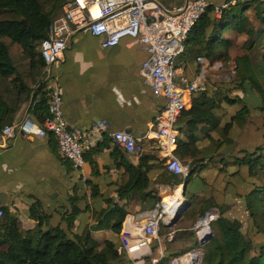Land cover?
<instances>
[{
	"label": "trees",
	"instance_id": "16d2710c",
	"mask_svg": "<svg viewBox=\"0 0 264 264\" xmlns=\"http://www.w3.org/2000/svg\"><path fill=\"white\" fill-rule=\"evenodd\" d=\"M63 3L64 0H0V131L17 120L19 113L36 93H40V98L34 110L44 107L47 113L49 96L45 64L37 47L46 38L47 30L58 11H61ZM225 4L219 19L214 16V5H209L189 32L184 44L185 50L179 57L189 66L196 65L198 74V58H204L210 63H228L233 37L244 38L245 53L235 61V75L238 79L234 83L243 96L231 98L223 88L216 89L218 92L213 97H208L206 91L195 94L192 107L188 110V126L192 132L188 135V148L177 139L175 156L182 161L188 151V160L182 161L189 168L183 190L185 195L187 182L195 171L205 167L206 159L211 165L217 162L224 172L229 166L237 167L235 175L241 174V170L245 171L250 183L249 192L243 197L246 210L257 232L264 235V227L260 225V222H264V146L251 152L239 151L238 155H229L230 159L220 153L224 147L233 143L229 136L233 126L245 127L251 111L264 112V89L261 85L264 79V0H235L233 5L230 0H226ZM255 50L260 54L257 63H253L250 54ZM4 58L12 65L11 69L1 65ZM254 93L257 102L256 98H251ZM253 101L256 103L253 104ZM238 103L242 104L241 107L227 123L223 126L213 123L216 137L210 138L208 145L199 148L194 137L195 126L214 120V105L233 106ZM44 117L41 116L39 122ZM113 153L124 167L116 192L118 199H128L135 194L151 195V192L145 191L150 184L151 171L159 164L155 156L144 154L133 165L124 159V153L118 148ZM90 165L94 172L95 162L91 161ZM161 169L164 168L161 166ZM170 177L176 185H181L173 175ZM73 200V196H70L69 201ZM206 201L207 209L216 208L219 215L210 224L211 236L201 248L204 254L201 264H264V243L255 245L249 235L242 233L239 221L224 217L221 208H217L211 199ZM114 210V215L110 211L108 213L111 215L107 217H115L112 230L118 234L127 213L116 205ZM78 211L74 207L70 214L65 215L66 229L59 224L44 229L43 219L46 216L39 202H35L29 209V219L36 222L32 228H25L17 215L3 209L0 218V264H125L118 241L105 240L101 243L91 237V231L96 227L86 225L79 234L68 233ZM204 212L202 210L201 214ZM94 213L93 219L98 221L99 228L107 211ZM197 247L195 241L184 252Z\"/></svg>",
	"mask_w": 264,
	"mask_h": 264
},
{
	"label": "crops",
	"instance_id": "0c3cea01",
	"mask_svg": "<svg viewBox=\"0 0 264 264\" xmlns=\"http://www.w3.org/2000/svg\"><path fill=\"white\" fill-rule=\"evenodd\" d=\"M187 1L162 0V4L171 8ZM207 1L214 6L226 2ZM234 2L235 0H230L231 5ZM63 4L55 18L62 14ZM101 42V38L93 37L86 31L77 32L68 41L62 57L51 67L52 74L60 83L63 117L68 125L83 132H89L92 125L98 122L104 127L95 138L92 150L84 156L82 168H74L69 162L61 160L51 135L38 138L15 132L14 137L5 139L0 134V208L17 215L25 228H32L36 222L29 219V209L35 202H39L41 211L46 216L43 219V228L46 229L58 224L63 227L66 223L65 215L76 207L79 209L77 216L87 215V221L80 230L76 216L68 233L79 234L86 225L96 227L91 231V237L102 243L109 240L106 237L108 232L101 228L102 224L98 228V221L93 219L94 212L106 210L107 217L111 215L108 212L113 211L114 215L115 205L126 210L127 214L145 210L170 197L178 185L170 177L172 174L165 170L158 153L149 150L146 144L142 153L135 156L122 155L133 165L144 154L151 153L155 156L159 164L151 171L150 184L145 191L151 192V195L135 194L128 199H118L116 192L124 167L121 160L114 156L113 152L117 147L110 134L114 131H128L147 143L146 139L154 129V118L165 102L153 97L150 85L139 74L140 65L147 56L143 46L129 38H123L117 46L111 48H102ZM174 65L177 67L175 72L178 85L185 86L189 81H197L196 65L189 66L182 57H178ZM217 92L215 89H207L206 95L213 97ZM39 98L40 93L32 96L15 122L28 116L40 124L41 116H46L47 113L44 107L34 110ZM184 99L186 108L178 119L176 128L178 140L188 148V135L192 133L188 126V110L192 107V100L188 96ZM213 107L214 120L198 124L194 128L199 148L205 147L210 138L216 137L213 123L223 126L233 115L231 109L227 110L224 104ZM225 151L224 148L220 153ZM184 160H188V151L182 161ZM91 161L95 162L94 172ZM204 164L205 168H211L207 159ZM183 165L188 168V165ZM70 196H73V202L69 201ZM183 196L186 195L183 193ZM180 226L173 231L175 238L169 243L171 249L168 248L170 252L168 251L167 256L178 255L188 250V244L195 243L188 238V221L184 224L182 222ZM113 234L118 241V234Z\"/></svg>",
	"mask_w": 264,
	"mask_h": 264
},
{
	"label": "built area",
	"instance_id": "2783aa9c",
	"mask_svg": "<svg viewBox=\"0 0 264 264\" xmlns=\"http://www.w3.org/2000/svg\"><path fill=\"white\" fill-rule=\"evenodd\" d=\"M210 3L207 0H188L186 3L167 8L162 0H66L62 14L53 19L47 35L39 43L38 51L45 64V82L48 89L47 115L36 123L28 116L19 122L3 127L0 134L5 139L14 137L15 132L26 137L45 138L51 135L61 160L80 169L84 156L88 154L104 129L101 123L93 124L89 132L70 127L63 117V97L58 78L51 67L61 57L70 38L77 32L86 31L101 38L102 48L117 46L123 38H129L143 46L146 58L141 63L139 74L148 82L153 97L163 99L164 105L154 118L149 138H136L128 131H114L110 137L124 154L135 156L148 149L156 151L165 170L186 179L189 169L175 156L177 147V121L186 108L185 97L207 91L208 77L214 71H221L229 64V73L235 76L236 63L216 61L210 63L198 58L200 70L197 81L180 86L176 83L175 60L185 50V41ZM225 3L214 6L213 13L220 18ZM179 186V185H178ZM177 188V187H176ZM175 188V189H176ZM176 191L170 196V203ZM180 201V200H178ZM169 206L160 200L151 208L128 213L122 221L118 242L125 264H201L205 238L211 233L210 224L217 218V212L208 211L192 227L198 247L181 255H166L161 241L160 229L173 220ZM212 213H215L212 214ZM3 210L0 208V218ZM204 222L206 231L202 229ZM168 229H172L168 228ZM175 238L173 231L167 236V243Z\"/></svg>",
	"mask_w": 264,
	"mask_h": 264
},
{
	"label": "rangeland",
	"instance_id": "374dc122",
	"mask_svg": "<svg viewBox=\"0 0 264 264\" xmlns=\"http://www.w3.org/2000/svg\"><path fill=\"white\" fill-rule=\"evenodd\" d=\"M233 39V46L229 52V63L232 64L235 63L238 57L245 53L244 38L233 37ZM250 54L253 63H257L260 57L259 51L255 50L250 52ZM224 65L225 66L223 70L214 71L211 73L210 77L207 79L206 88L215 90L223 88L222 90L226 91L231 98H235L236 96L242 97L243 94L236 89V85L234 84L238 77L236 75H230L229 64ZM261 85L264 89V79L261 80ZM251 98H256V102L258 101L256 93H254ZM256 102L253 101V104ZM224 105L227 110L231 109L230 112L234 114L242 104L238 103L237 105L235 104L233 106L226 104ZM229 136L233 139V143L227 147H224L226 151L225 153H221V156H224V158L227 159H230L229 155H238L239 151L241 153L242 151L251 152L259 146H264V112L251 111L249 117L247 118L245 127L239 128L237 126H233ZM180 162L183 164L181 160ZM207 164L211 168L208 169L204 167L201 171H195V173L187 182L185 188L186 196L184 197L183 193L181 194V199H183V202L185 203L179 208L181 213L175 217V225L172 227V229H164L163 227L160 229L161 241L165 244L167 249L166 254L168 253V248L170 247V244L167 243L168 233L181 227L180 224L182 222L184 224L188 221V238L191 241H196L192 232V227L198 219L205 215L201 214L202 210L208 212L209 210L213 209V211L217 212L218 217L219 212L216 210V208L211 207L207 209V199H211L213 203L216 204L217 208H221L224 217L230 220L239 221L241 223L242 233L249 235L255 245L258 243H264V235L257 232L255 224H253L252 219L246 210L245 200L243 197H245L249 192L250 183L248 182L249 178L247 177L245 171L241 170V174L235 175V171L237 170V167L235 166L227 167V170L224 172L220 170V165L217 162L214 165H211L208 162ZM176 179L181 183V187H183L185 180H183L181 176H176ZM260 185H262V183H260ZM212 214L215 215V213ZM86 221L87 215L77 216V226H79L80 230ZM114 222V216L106 217L103 219L101 228L108 232L106 233L107 239L117 243V237L112 231V225ZM260 225L264 227V222H260ZM63 227L66 229L67 223L63 224ZM191 246L192 244H188V248Z\"/></svg>",
	"mask_w": 264,
	"mask_h": 264
},
{
	"label": "bare ground",
	"instance_id": "6f19581e",
	"mask_svg": "<svg viewBox=\"0 0 264 264\" xmlns=\"http://www.w3.org/2000/svg\"><path fill=\"white\" fill-rule=\"evenodd\" d=\"M175 191H176V194L174 195V197L172 199H175L176 203H170V197H167L163 200V202L169 206V208H170L169 213H170V215H172V217H174L175 215L178 214V212L180 211L179 208L182 207V205L185 203V202H183V199H181L182 198L181 197V194H182L181 185H179L175 189ZM178 200H180V201H178ZM181 209H183V208H181ZM204 222L205 221L202 222V229H203V231H206V227H205Z\"/></svg>",
	"mask_w": 264,
	"mask_h": 264
},
{
	"label": "water",
	"instance_id": "95a60500",
	"mask_svg": "<svg viewBox=\"0 0 264 264\" xmlns=\"http://www.w3.org/2000/svg\"><path fill=\"white\" fill-rule=\"evenodd\" d=\"M22 23H23V25L24 26H27L26 25V23H25V21H22ZM1 65L2 66H5V67H7V68H12V65L10 64V62L8 61V59L7 58H4V61L1 63ZM178 129V128H177ZM184 186H185V183L183 184V187H182V193H183V190H184ZM188 205V204H187ZM213 209H211V210H209V211H212ZM180 213H181V210L178 212V214L175 216V217H177L178 215H180ZM175 223H176V218H174L171 222H169L167 225H164V227L165 228H171V227H173L174 225H175ZM211 236V233L209 234V235H207V237L205 238V240L204 241H207L208 240V238Z\"/></svg>",
	"mask_w": 264,
	"mask_h": 264
}]
</instances>
